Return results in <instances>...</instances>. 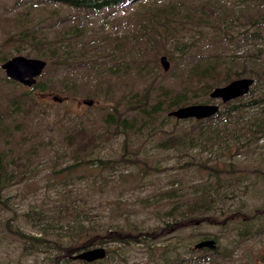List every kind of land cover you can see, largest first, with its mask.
Segmentation results:
<instances>
[{
	"label": "rangeland",
	"instance_id": "obj_1",
	"mask_svg": "<svg viewBox=\"0 0 264 264\" xmlns=\"http://www.w3.org/2000/svg\"><path fill=\"white\" fill-rule=\"evenodd\" d=\"M164 1L167 0L134 1L128 5H120L116 10L100 13L75 11L57 3L52 6L60 9L62 13L71 11L74 18L70 19L68 24L77 22L79 27L80 17L86 27L92 28H96L94 25L99 27L101 21L117 20L104 26L105 33L116 38L123 37L126 33V40H130L135 33L129 35L130 30L125 31L123 25H118V20L132 17L139 9L150 13L149 5ZM35 2L39 5L35 6ZM41 4V1L36 0H0V52L3 54H0V63L7 49L3 44L7 31L4 21L8 20V29H14L13 23L22 21V15L28 11L38 19L37 11ZM180 5L182 11H186L188 15L186 17L179 13L175 16V20H172L175 26L174 34L164 41L165 47H159L161 51L158 54V65L165 72L159 77L171 81L178 67L174 60H170V55L175 54L176 45L193 42V53L199 60H223L230 63L231 58H235L234 64L239 71L242 70V65L247 68L243 77H250L255 81L249 91L254 89V96L264 91V72L256 77L262 71L259 65L264 66V25L255 23V20L264 16V4L248 0H184ZM199 7V11L193 10ZM209 7H212V11ZM48 8L49 6L43 11ZM27 18L29 17L25 19ZM156 20L166 22L163 17ZM176 36L180 38L178 43L173 41ZM96 43H88L87 48L95 49ZM162 56H165L169 63V70H163V64L160 62ZM51 70L54 69L43 68L41 74L36 77L38 87L32 91L30 86L5 82L6 76L0 68V164L7 172H13L9 179L12 181L0 187V264H48L49 257L57 253L54 248L44 245H34L30 248L25 241L12 234L11 230H18L39 238L44 243H50L55 238V233L64 234L66 230V223H55L52 215L56 212V206L67 198L81 206L97 229L110 223L111 226L121 223V217L126 216L135 222L138 228L150 232L167 221L164 215L167 205L160 200L159 189L170 180H186L191 183L203 179L204 174L194 173L193 167L178 168L188 159L179 157L184 155L182 152L161 149L156 144L158 138L150 140L146 134L133 138L134 145L131 150L138 153V162H120L117 170L110 172L100 173L95 169H84L80 166L73 168L67 176L62 173L54 175V171H59L72 162L69 156L62 155L65 143L60 141L61 137L68 130L97 127L101 116L109 109L110 102L104 96L98 98L95 95L88 97L84 93H74V89L70 91L75 95H60L50 90V80L55 74ZM171 74L173 76L168 79L166 76ZM84 79H87L85 84H80ZM84 79L74 83L73 88L93 86L97 83L90 77ZM101 83L102 88L105 83ZM173 84L176 85L175 82ZM92 89L93 87H88L87 91ZM22 93L35 95L37 103L31 106L17 103V98L24 97ZM130 94L127 89H119L114 92V97L118 98L115 101H120L121 97ZM52 95H56L60 100H52ZM243 96L234 103L240 104L248 98ZM9 99H14L15 105L10 103ZM88 99H91L92 103L84 104L83 101ZM209 103L218 104L219 109H223V104L227 102L221 105L220 99L211 98ZM131 107L132 105L129 108ZM119 108L127 107L121 105ZM231 120L236 122L237 118L233 117ZM166 124L170 131L173 122ZM180 126L189 129L190 123H181L177 129ZM236 126L239 127L238 121ZM121 142L123 137L119 136L104 143L101 146V155L117 159ZM257 144L253 146L255 155L250 154L246 158L245 155H237V158L246 161L235 166L238 171L242 170L243 165L250 167L249 170L257 165L262 168L264 138L259 139ZM194 150H203L200 154L203 161L212 157L210 154L206 155L208 147H196ZM53 157L57 159L54 160ZM212 163L213 160L210 161V164ZM119 168H124L123 173L118 171ZM248 177L249 180H243L248 188L243 189L244 193L240 194L241 197L234 203L228 200L227 205L233 204L234 208L252 215L256 209L264 207V176L256 177L250 174ZM88 180L97 182L90 185ZM117 180L129 182L121 183ZM259 218L264 221V215ZM259 218L255 220V228ZM242 220L241 217H234L224 226L187 227L154 239L141 237L139 242H105L103 237L98 236L87 248L101 246L105 249V256L87 264H156L165 259H174L177 255L189 258L190 252L203 249H196L194 245L205 238L214 239L218 250L224 251V264H264V229L261 234L243 236L245 224ZM63 221H69L71 224L72 220L65 218ZM82 224L86 225L87 221L83 220ZM77 251L78 249H74L71 256ZM65 264L82 263L71 257Z\"/></svg>",
	"mask_w": 264,
	"mask_h": 264
},
{
	"label": "trees",
	"instance_id": "obj_2",
	"mask_svg": "<svg viewBox=\"0 0 264 264\" xmlns=\"http://www.w3.org/2000/svg\"><path fill=\"white\" fill-rule=\"evenodd\" d=\"M36 1L42 3L38 7V19L28 11L22 15V21L13 23L14 29H8L6 24L8 20L4 21L7 31L3 44L7 49L4 57L2 56V61L19 54L40 58L45 61L44 67L53 68L54 70L51 71L55 72L50 80V90L60 95L84 93L88 97L104 96L110 102L109 109L101 116L97 127L68 130L61 137L60 141L65 143L62 155L69 156L72 162L59 171H54V175L62 173L67 176L73 168L80 166L84 169H95L100 173L110 172L117 170L120 162H138L139 159L136 157L138 153L131 150L134 145L133 138L145 136V134L150 140L158 138L156 144L159 148L182 152L184 155L179 157L188 158L178 168L193 167L194 173L204 175L202 180H194L191 183L186 180H170L159 189V198L167 205L164 214L167 221L150 232L138 228V225L126 216L121 217V223H116L114 226L110 223L97 229L81 206L67 198L56 206V212L52 215L55 223H66V230L64 234L55 233V238L50 243H44L39 238L18 230H11V233L25 241L30 248L34 245L54 248L57 253L49 257L48 264H65L71 259L74 249L78 251L86 249L98 236L103 237L105 242L119 243L130 240L139 242L141 237L154 239L192 226L198 228L203 225L224 226L234 217L243 219L242 222L245 224L243 236L261 234L264 221L259 217L264 215V207L256 209L250 215L234 208L233 204L227 205V201L234 203L241 197L240 194L244 193L243 189L248 188L243 180H249L250 174L256 177L264 176V165L262 168L258 165L252 166V170L244 165L242 170L238 171V168H235L238 163L246 162L237 158V155H245V158L250 154L255 155L253 146L258 145V140L264 138V91L254 96V89L251 88L243 96H248L244 102L234 103L240 97L226 104L221 103L223 109H219L207 118L178 119L168 115L171 110L181 106L209 103L211 99L209 94L213 88L220 83L227 84L243 77L247 69L245 65H242V70L239 71L234 64L235 58H231L230 63L223 60H199V57L193 53L194 45H191L193 42H184L185 44L176 45L175 54L170 55V60H174L178 67L174 79L168 81L159 77L165 74L158 65V54L161 51L159 47H165L164 41L174 34L175 26L172 20H175V16L180 13L187 17V12L182 11L180 5L184 0L152 3L149 5L150 13L139 9L132 14V17L118 20V25H123L125 31L130 30L129 35L135 33L130 40H126V33L118 38L105 33L104 26L117 20L101 21L99 27L94 25L96 28H92L86 27V23H83L80 17L78 21L81 26L79 27L77 22L68 24V21L74 18L71 11L62 13L60 9H55L52 5L57 3L75 11L100 13L116 10V7L120 5L143 0ZM248 1L264 4V0ZM34 5L39 4L35 2ZM47 6L49 8L43 11ZM200 9L201 7L193 10ZM209 10L212 11V7H209ZM27 16L29 18L25 19ZM159 17L166 19V22L156 20ZM255 23L264 25V16L255 20ZM175 38L173 41L178 43L180 38L178 36ZM91 42H97L94 44L95 49L87 48V44ZM259 69L262 71L256 76L257 78L264 72V66L259 65ZM171 76L173 75L166 77L169 79ZM84 77H90L97 82L93 86H88L93 87L94 90L87 91L88 87L73 88V84H77V81ZM4 81L16 83L7 77H4ZM84 81L87 79L82 80L80 84H85ZM102 81L105 84L101 88ZM30 87L32 91L35 90L38 82L35 81ZM71 89H74V93L70 91ZM119 89H127L131 94L121 97L120 101H115L118 98L114 97V92ZM31 93H22L24 97L17 98L16 102L25 103L28 106L36 104V97ZM9 101L14 105L16 103L14 99ZM121 105L127 108L120 109ZM130 105H132L131 108H129ZM233 117L237 118L239 127L236 126L237 121L231 120ZM169 121L173 122L170 131L166 128L168 125L166 122ZM181 123H190V128L180 126L177 129ZM161 134L165 135L159 136ZM119 136L123 137V142L119 147L118 158L112 159L111 156L101 155L103 149L101 146ZM196 147L200 149L208 147L206 155L210 154L212 157L207 161L201 160L200 154L203 150L195 151ZM211 160H213L212 164H210ZM143 165L147 166L146 163ZM118 171L123 173L124 168H119ZM12 173V170L7 172L0 164V187L12 181L9 180ZM117 181L129 182L128 180ZM88 182L93 185L97 180H88ZM65 218H71V224L69 221H63ZM257 218L259 223L255 228L254 223ZM169 219L171 220L168 221ZM83 220L87 221L86 225L82 224ZM80 261L82 264L89 263ZM173 262L175 264H224L225 255L224 251H219L217 246L204 247L202 250L190 252L189 258L177 255L174 259H165L156 264H173Z\"/></svg>",
	"mask_w": 264,
	"mask_h": 264
},
{
	"label": "water",
	"instance_id": "obj_3",
	"mask_svg": "<svg viewBox=\"0 0 264 264\" xmlns=\"http://www.w3.org/2000/svg\"><path fill=\"white\" fill-rule=\"evenodd\" d=\"M164 70H168L169 63L166 57L160 58ZM45 66V61L40 58L26 57L22 54L11 56L0 64V68L4 71V75L10 80L25 86H31L35 83L36 77L41 74ZM253 78L242 77L234 79L225 85L217 86L210 92V97L220 99L222 103L239 98L248 93L249 88L253 84ZM52 100L59 101L56 95H52ZM84 104L90 105L91 99L84 100ZM218 104L212 103H195L178 107L171 110L168 115L178 119L195 118L203 119L214 115L218 112ZM195 248H215L216 242L212 238L202 239L195 243ZM105 256V249L101 246L92 247L77 251L71 257L86 262L101 259Z\"/></svg>",
	"mask_w": 264,
	"mask_h": 264
},
{
	"label": "flooded vegetation",
	"instance_id": "obj_4",
	"mask_svg": "<svg viewBox=\"0 0 264 264\" xmlns=\"http://www.w3.org/2000/svg\"><path fill=\"white\" fill-rule=\"evenodd\" d=\"M2 62H3V61H2ZM2 62H1V63H2ZM1 63H0V64H1Z\"/></svg>",
	"mask_w": 264,
	"mask_h": 264
}]
</instances>
